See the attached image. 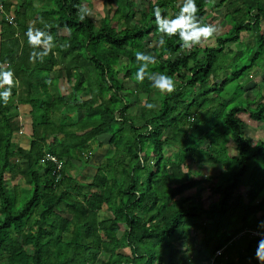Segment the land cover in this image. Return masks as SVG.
Listing matches in <instances>:
<instances>
[{
  "label": "trees",
  "instance_id": "trees-1",
  "mask_svg": "<svg viewBox=\"0 0 264 264\" xmlns=\"http://www.w3.org/2000/svg\"><path fill=\"white\" fill-rule=\"evenodd\" d=\"M13 1L0 0V71L16 81L0 98V264H261L251 231H264V135L247 132L264 128V77L255 98L245 85L264 73V0H195L202 23L223 17L229 28L191 50L178 35L151 41L154 9L174 18L182 0H115L112 15L83 21L84 0ZM29 26L54 37L42 59H30L43 46H29ZM245 31L259 32L246 59L228 45ZM137 51L156 57L149 71L173 77L175 92L136 80ZM19 105L28 146L17 141ZM170 142L178 155L165 154ZM94 143L106 149L99 164Z\"/></svg>",
  "mask_w": 264,
  "mask_h": 264
},
{
  "label": "clouds",
  "instance_id": "clouds-1",
  "mask_svg": "<svg viewBox=\"0 0 264 264\" xmlns=\"http://www.w3.org/2000/svg\"><path fill=\"white\" fill-rule=\"evenodd\" d=\"M77 16L80 21H83L87 16H92L91 9L84 5H78ZM199 9L195 3V0H182V6H180L179 14L174 18L162 15V9L156 7L154 9L155 25L157 31L161 33L159 44L165 43V37L179 36L182 41L181 47L191 50L194 46H203L206 42L210 41L218 32V28L215 24H205L201 22L198 17ZM28 44L31 48L36 49L43 46L42 52H32L30 59H35L47 55L48 52L55 46L53 41L54 37L46 31L29 26L27 32ZM136 60L140 62V67L135 73L136 80L143 82L145 78L151 82V86L163 94H171L176 90V84L173 77L161 72H150L149 66L156 63V57L152 54H146L141 51L135 53ZM14 73L12 71L3 70L0 71V88L6 90L0 92V98L8 103L11 94L12 87L16 83L13 79ZM149 109L154 108L155 104H147ZM259 228L264 229V220L259 222ZM261 239L258 241V247L256 250V258L264 264V231L257 232Z\"/></svg>",
  "mask_w": 264,
  "mask_h": 264
},
{
  "label": "rangeland",
  "instance_id": "rangeland-1",
  "mask_svg": "<svg viewBox=\"0 0 264 264\" xmlns=\"http://www.w3.org/2000/svg\"><path fill=\"white\" fill-rule=\"evenodd\" d=\"M148 1L149 0H137L138 7L142 8V7L147 6L148 5ZM13 2L16 3L17 1L14 0ZM35 2H36V4H39V5L41 4V2L39 0H35ZM83 5L88 7L89 9H91L92 12H93L94 18L99 20L105 15H112L113 14L114 9L116 7V2H115V0H84ZM216 26L218 28L217 34L210 41L206 42L204 45H208L209 46V45L215 44L216 43V38L218 36H222V35L226 34V31L229 28L228 23L226 22L225 19H223V17L219 19V21L217 22ZM262 30L264 31V24L262 25ZM258 33H259L258 31H245V32H242L241 37H240L238 42L229 43L228 45H229V47H231L232 50L245 51L244 59H246L247 55L250 53L251 49H253V47L255 46V44L257 42L256 38L258 37ZM158 35L160 36V34H158ZM151 41H152L153 45H158V43H159V39L156 38L153 35L151 37ZM235 51L232 52V55L235 53ZM248 75L250 76L251 80H248L246 82L245 88L249 89V90H247L246 94L255 98V96H256L255 95V91L257 89L254 88V85H255L256 82H260L262 80V77H264V73H260V71L256 72V70L253 69V70L250 71V73ZM245 78H247V77H245ZM219 80L220 79H217V81H219ZM60 82H61L60 84L62 85L63 92H68L70 90V87L67 84L66 80L64 79V75H63V78L61 79ZM157 94H158V92H157ZM153 96L154 97L152 98V100L151 99L149 100V104H155L156 105L155 107H158L159 106V100L155 99L157 97V95L153 94ZM146 99H147L146 95H143L142 96V102H144ZM139 106H141V105H139ZM139 106L133 107L131 109V111L137 112ZM24 109H26L25 105H19L18 106V114L20 115L21 122L22 121L23 122H22V131H21V133L17 134V135H19L17 137L18 138L17 141L19 143H22L25 146H28L29 141H30V137H31L30 136L31 135V124H30L31 121L29 120V116L28 115L27 116L22 115L23 112H25ZM242 116L245 119H247L245 114H242ZM75 117H76V119H78L79 114H76ZM247 133H248L249 136L253 137L254 139H257L258 136L264 135L263 124H261V123L257 124L255 122H251V125L249 126V129H248ZM95 146H96V153L94 154V156H92L90 158V161H89L90 164H94V163L95 164H99L100 163L99 161L102 160L100 155H102V153H104L105 150H106L105 147L104 148L103 147L99 148L96 143H94L93 147H95ZM227 146H228L229 151L231 153H233V154L236 153V148H235L236 146H235V143L232 141V139H230V141L227 143ZM178 153H179V146L177 144L171 143V142L170 143H166V145H165V154L167 156H175V155H178ZM197 157H199V156H197ZM103 161H104V159H103ZM90 164L85 168V170L83 172V175L86 176V177H89L90 175L95 173V170H96L93 167V165H90ZM190 165H191V167L194 170L197 169L196 172L198 170H200V169H198V166H197L196 163L191 162ZM201 168L206 172V174L209 173V169L207 167L202 166ZM203 193H205V192H203ZM104 214H106V207H104L103 210L100 212L101 216H103ZM124 250L126 252H129V248H125ZM101 257H104V254L101 255Z\"/></svg>",
  "mask_w": 264,
  "mask_h": 264
},
{
  "label": "built area",
  "instance_id": "built-area-1",
  "mask_svg": "<svg viewBox=\"0 0 264 264\" xmlns=\"http://www.w3.org/2000/svg\"><path fill=\"white\" fill-rule=\"evenodd\" d=\"M2 7H3L2 4H0V8H2ZM1 10H2V9H1ZM8 18H9V21H10V22L13 21L12 17H8ZM46 158L51 159V160H53V161H56L57 164H58V167L61 166V162H59V161L57 160V158H56L54 155L48 153V154H46ZM257 232H258V231H256V230H252V231H251V233L254 234V235H257V234H256Z\"/></svg>",
  "mask_w": 264,
  "mask_h": 264
}]
</instances>
